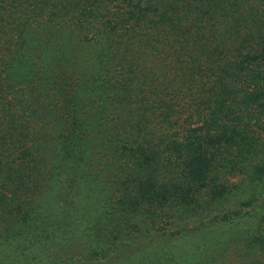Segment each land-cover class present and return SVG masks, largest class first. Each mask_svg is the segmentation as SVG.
Segmentation results:
<instances>
[{
    "label": "trees",
    "instance_id": "1",
    "mask_svg": "<svg viewBox=\"0 0 264 264\" xmlns=\"http://www.w3.org/2000/svg\"><path fill=\"white\" fill-rule=\"evenodd\" d=\"M0 264H264V0H0Z\"/></svg>",
    "mask_w": 264,
    "mask_h": 264
}]
</instances>
